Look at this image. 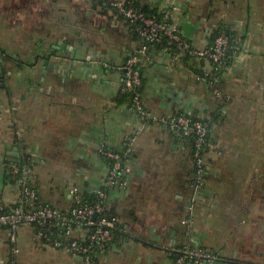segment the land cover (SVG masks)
Returning <instances> with one entry per match:
<instances>
[{"label":"crops","instance_id":"1","mask_svg":"<svg viewBox=\"0 0 264 264\" xmlns=\"http://www.w3.org/2000/svg\"><path fill=\"white\" fill-rule=\"evenodd\" d=\"M134 1L195 49L219 30L237 47L212 87L203 78L211 64L152 49L142 66L147 121L114 69L140 49L115 9L100 0H0V202L18 204L8 166L27 157L40 204L67 213L73 189L104 186L101 150L132 148L125 186L107 199L127 238L87 262L44 244L32 226L15 240L0 227V264H174L183 245L218 253L214 264H264V0ZM182 113L212 123L200 189L191 142L162 122Z\"/></svg>","mask_w":264,"mask_h":264},{"label":"built area","instance_id":"2","mask_svg":"<svg viewBox=\"0 0 264 264\" xmlns=\"http://www.w3.org/2000/svg\"><path fill=\"white\" fill-rule=\"evenodd\" d=\"M100 1L121 14L139 36L140 49L138 54L130 56L124 65L114 67V69L120 70L124 74V91H134L136 93L134 97L135 108L143 121L150 120L151 116L144 107L143 94L138 90L141 86V79L135 66L141 61L142 57L145 58L148 44H161L160 34L168 38L169 45L175 46L181 53H185L201 62L221 64L227 56L230 40L224 34L217 36L212 45L206 49L198 50L180 35L175 25L168 22H158L155 18L147 16L135 5L133 0H127L126 2ZM203 78L209 87L220 81L217 73H204ZM162 122L171 130L179 132L185 137L194 136L195 188L200 189L205 182V154L202 150L208 133V123L193 120L191 116L181 115L162 119ZM131 153V145L124 152L103 148L101 155L109 165V174L104 186L95 192L99 201L95 204L85 203L82 199L83 193L73 189L74 204L67 213L40 204L38 192L32 184L33 167L30 159L21 164H16V162L10 164L8 166L10 177L20 187L21 193L18 204L12 208H8L0 202V227L9 229L12 232L13 240H15L17 232L22 226H32L37 233V237L44 244L57 249L70 250L84 258L85 261L92 262L95 249H104L106 244L113 242V230L120 225L115 215L108 216L107 199L110 190L117 186H125L124 174L128 171L126 163ZM103 214L104 216H102ZM96 217L99 218L98 221H96ZM56 224L64 229V237L58 236L51 241L48 238V233L55 228ZM77 229L87 230L88 238L84 241L87 244H83V240L81 242V240L74 237V231ZM60 238L63 240H60ZM67 241H70V243L66 244ZM173 255L175 256L174 264H214L220 260L218 253L190 245L175 248Z\"/></svg>","mask_w":264,"mask_h":264},{"label":"trees","instance_id":"3","mask_svg":"<svg viewBox=\"0 0 264 264\" xmlns=\"http://www.w3.org/2000/svg\"><path fill=\"white\" fill-rule=\"evenodd\" d=\"M133 2L135 3V5L137 6V7H139L142 11H143V13H145L147 16H151V17H153V18H155L158 22H168L169 24H172L169 20H167V19H165L163 16H157V15H155V14H152V13H150L149 11H147V10H145V9H143V8H141L139 5H138V3L136 2V1H134L133 0ZM108 6V5H107ZM109 7V6H108ZM135 32V31H134ZM180 33V32H179ZM220 34H224V35H226L228 38H229V40H230V46H229V49H228V51H227V56H226V58L223 60V62L221 63V64H214V63H212L211 65H212V67H213V71H214V73H217L219 76L222 74V72H223V70L228 66V65H230L231 64V62H232V60H233V58H234V54L236 53V43H235V41L232 39V37L230 36V34H228L226 31H223V30H219L218 32H217V34L215 35V37H214V39H213V41L215 40V38L217 37V36H219ZM180 35L181 36H183L181 33H180ZM136 36L138 37V39H139V36L136 34ZM184 37V36H183ZM160 38H161V44H157V43H150V44H148L147 46H148V50H147V54L146 55H148L151 51H152V49H160V50H165V51H168V52H170L171 54H173V55H182L183 57H185V59H192V57H190V56H188V55H186L185 53H181L179 50H177L176 48H175V46H173V45H169L168 43H169V40H168V38L167 37H165L163 34H160ZM185 38V37H184ZM186 39V38H185ZM139 41H140V39H139ZM213 43V42H212ZM212 45V44H211ZM0 54L2 55V50H0ZM138 54V51H136V52H134L133 54H131L130 56H132V55H137ZM130 56H128V58L130 57ZM4 58H6V57H4ZM127 58V59H128ZM144 60V57H142V59H141V61L135 66V69L136 70H138L139 71V73H140V79H141V86H139V88H138V90H139V92L140 93H143V91H144V81H145V79H144V75H143V61ZM204 74V73H203ZM124 88L125 87H123V96H125L128 100H129V102H130V104H131V106L136 110V108H135V102H134V97H135V92L134 91H124ZM178 116L179 115H181V116H191L192 118H193V120H199V121H201V122H207L208 123V133H207V136H206V140H205V144L203 145V153L204 154H206L207 152H208V150H209V143H210V131H211V127H212V123L209 121V120H206V119H199V118H196L195 116H193L192 114H185V113H182V114H177ZM176 116V115H175ZM185 137V136H184ZM185 138H187V139H189V141L191 142V146H192V152L194 153V151H195V147H194V140H195V138H194V136H186ZM27 159H29V158H27V157H23V159L21 158V159H19L17 162H16V164H21L22 162L24 163V161L26 160L27 161ZM11 179V181H13L14 183H15V181L14 180H12V178H10ZM82 199H83V201L85 202V203H88V204H95V203H97L98 201H99V199H98V197L95 195V194H87V193H85V194H83V196H82ZM107 212H108V216H113L114 214H113V212L108 208V210H107ZM102 216H104V214L102 215ZM102 216H100V217H102ZM98 217H96V221H98ZM113 232H114V240H113V242H111V243H108V244H106V246L104 247V248H108V247H110V246H112V245H114V244H118V243H120L121 242V240H123V239H125V238H127V235H126V232L123 230V228H122V226L121 225H118L117 226V228L115 229V230H113ZM58 236H61V238H63L64 237V229L59 225V224H56V226H55V228L53 229V230H51L49 233H48V238H49V240H51V241H53V240H55ZM60 238V240H63V239H61ZM82 242V241H81ZM66 244H69L70 243V241H67V242H65ZM83 244H87V242H82ZM99 249H95V252H97ZM174 260H175V256H174Z\"/></svg>","mask_w":264,"mask_h":264}]
</instances>
